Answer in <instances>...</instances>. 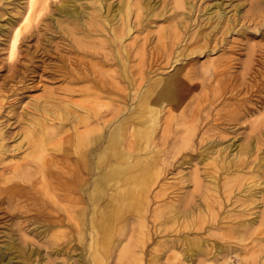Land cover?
Wrapping results in <instances>:
<instances>
[{
    "label": "rangeland",
    "instance_id": "374dc122",
    "mask_svg": "<svg viewBox=\"0 0 264 264\" xmlns=\"http://www.w3.org/2000/svg\"><path fill=\"white\" fill-rule=\"evenodd\" d=\"M28 5L0 0V264H264V0H36L9 59ZM120 123L119 162L154 175L95 260V155ZM106 186L97 211L125 188Z\"/></svg>",
    "mask_w": 264,
    "mask_h": 264
},
{
    "label": "bare ground",
    "instance_id": "6f19581e",
    "mask_svg": "<svg viewBox=\"0 0 264 264\" xmlns=\"http://www.w3.org/2000/svg\"><path fill=\"white\" fill-rule=\"evenodd\" d=\"M46 1L47 0H43L44 3ZM35 3H36V0H29V5H28L26 11L22 15V18L20 19L18 24L16 26H14V28L10 34V37L8 38L9 59H11L15 56V53L18 49V44L20 43L21 38L24 37L23 32L26 31L30 26L32 9H33ZM61 5H62V3H61ZM68 5L69 4L67 3V6ZM62 7H64V6L62 5ZM86 88H87V86H86ZM89 88H91V87H89ZM72 91H74V90H72ZM72 91L68 92L67 95H69V97L72 96ZM175 97H176L175 85H174L173 81L171 80V78L162 80L158 84V88L156 91L154 101L152 100L149 104L150 107L147 110L148 120L143 122V124L145 126L142 127V129L140 130L139 139H147L149 137L150 128L152 127V123L155 122L156 116L159 113V107L161 105V102L162 101H174ZM67 98H68V96H67ZM46 101H48V100L45 99L44 102H46ZM89 112H90V109H89ZM59 119H60V117H59ZM68 124L70 125V123H68ZM61 131H62V129H61ZM123 136H124V126L122 125V123L117 124L114 127V129L109 133V139H108L106 145H104V147L101 149V151L95 155V166L97 168H101V172L98 175V179H99L98 182L99 183L96 184L95 180H94L93 186H91L92 188L89 192V199L92 202V209L90 208L91 211L89 212V216H88L89 217L88 218L89 226H91L92 228H94L97 231V234H96L97 236L94 239L96 250H95L93 258L95 260H100L103 257L105 258V256H106L111 238L114 235V224H115L116 220H118V218L120 217V215L122 213L120 211V209H121L120 207H122L123 210L124 209L126 211L131 210L133 212H136L138 215L140 214L141 209H142V205H143L144 200H145L146 186L148 185V183H150L152 181V177L154 175L155 165H154L153 159H143L142 160V158L136 156L130 162L127 161L124 164H121L119 162L120 159H126L127 157H129V154H126V152H123L121 150V147L123 145V144L121 145V141L123 140ZM45 137H44V139H45ZM91 139H93V138H91ZM136 141H137L136 147H138L136 149H140V142L138 141V138ZM96 144H97V142H96ZM104 144H105V142H104ZM93 146L95 147V145H93ZM59 151H60V149H59ZM108 156L112 157V160L109 163L106 162V159ZM85 171H86V169H85ZM114 182L123 183V185H124L123 187H125V188H123L117 194L113 195L111 201H109L107 203V205L105 207H103L101 210L97 211L95 208L97 202L99 200H101L102 198H104V196L106 194V189H104V188L107 187L106 185H109V184L114 183ZM127 187H130V188L133 187V188L130 190L129 188L127 189ZM120 189H121V187H120ZM2 261H3V257H2V255H0V263H2ZM8 263H9V260L8 261L6 260L3 264H8Z\"/></svg>",
    "mask_w": 264,
    "mask_h": 264
}]
</instances>
